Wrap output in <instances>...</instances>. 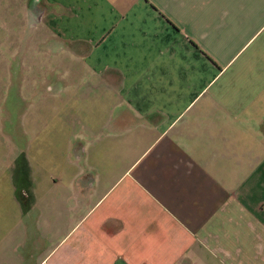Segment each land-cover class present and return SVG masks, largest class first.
Listing matches in <instances>:
<instances>
[{
	"label": "crops",
	"instance_id": "1",
	"mask_svg": "<svg viewBox=\"0 0 264 264\" xmlns=\"http://www.w3.org/2000/svg\"><path fill=\"white\" fill-rule=\"evenodd\" d=\"M2 26L47 64L10 107L0 69V264H264V0H15Z\"/></svg>",
	"mask_w": 264,
	"mask_h": 264
},
{
	"label": "rangeland",
	"instance_id": "2",
	"mask_svg": "<svg viewBox=\"0 0 264 264\" xmlns=\"http://www.w3.org/2000/svg\"><path fill=\"white\" fill-rule=\"evenodd\" d=\"M15 0H0V3L3 4L4 6H12V3ZM7 12L6 11L4 13V18H7L8 20H10L11 18L10 15L7 16ZM5 26H2L0 28V69H2L3 67H8V70L10 72V77L8 80V84L6 85V89H5V98L7 99V105L8 107H10V101H14L16 102V99L18 98V94L17 90H16V85H15V81H14V77H13V70H17L18 67H35V70L38 68V65L40 66V69L42 70L44 67H46L47 64V59L45 60L44 58V53L43 51H40L39 55H33L30 58H28L27 56L33 52L27 53L28 51L25 50H20L19 48L17 49V44L16 41L14 42V46H12V41L8 40V33L7 30H5ZM19 44V43H18ZM40 46V45H39ZM27 57V58H25ZM24 59L27 60V62L25 64H23ZM30 60V61H29ZM21 65V66H20ZM31 76L32 79H34V77H38V75H41L40 73H31L30 71L28 72ZM14 75H19L18 73H15ZM15 106H13L14 109ZM5 108H7V106L5 105ZM23 108H26V105L23 106ZM2 109V113L0 114H4L3 112V108ZM13 111V110H12ZM10 115L12 116V118H15L14 113H17V111H13L11 112V110H9Z\"/></svg>",
	"mask_w": 264,
	"mask_h": 264
}]
</instances>
